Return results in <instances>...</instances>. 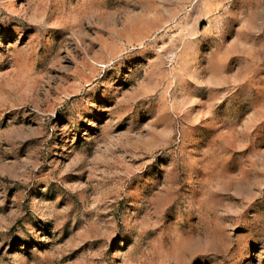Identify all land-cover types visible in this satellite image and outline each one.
Returning a JSON list of instances; mask_svg holds the SVG:
<instances>
[{
  "label": "rangeland",
  "instance_id": "obj_1",
  "mask_svg": "<svg viewBox=\"0 0 264 264\" xmlns=\"http://www.w3.org/2000/svg\"><path fill=\"white\" fill-rule=\"evenodd\" d=\"M0 247L264 264V0H0Z\"/></svg>",
  "mask_w": 264,
  "mask_h": 264
},
{
  "label": "snow or ice",
  "instance_id": "obj_2",
  "mask_svg": "<svg viewBox=\"0 0 264 264\" xmlns=\"http://www.w3.org/2000/svg\"><path fill=\"white\" fill-rule=\"evenodd\" d=\"M205 23H206V21H205ZM3 251V248L2 247H0V252H2Z\"/></svg>",
  "mask_w": 264,
  "mask_h": 264
}]
</instances>
